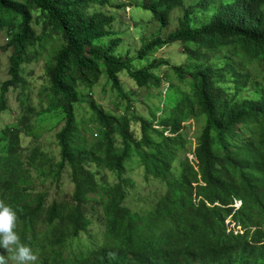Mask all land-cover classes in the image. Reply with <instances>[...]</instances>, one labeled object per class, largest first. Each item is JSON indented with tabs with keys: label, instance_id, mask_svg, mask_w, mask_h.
Segmentation results:
<instances>
[{
	"label": "trees",
	"instance_id": "obj_1",
	"mask_svg": "<svg viewBox=\"0 0 264 264\" xmlns=\"http://www.w3.org/2000/svg\"><path fill=\"white\" fill-rule=\"evenodd\" d=\"M144 1L143 8L161 29L168 25L169 13L182 5L181 0ZM107 2L0 0V12L7 14L0 19V29L6 28L8 36L5 50L12 49L10 78L0 88V114L6 110L9 89L22 81L32 47L46 40L33 26L34 10L39 11L59 35V40L53 36L59 43L51 47L45 66L47 109L56 117L54 124L63 122L56 134L55 175L68 169L73 183L69 200L47 204L43 195L18 188L28 180L21 175L17 156L0 157V200L17 214L15 230L21 243L37 255L35 264H264V97L236 99L247 88V75L220 74L212 66L174 68L180 81L189 79L192 100L167 97L171 103L161 122L163 130L140 119V139L129 129L130 117L110 115L94 101L86 102L89 126L84 118H76L83 93L101 78L123 98L119 79L123 72L138 88H149L150 80L155 87L161 82L153 73L161 62L132 70L129 56L113 54L119 41L107 38L114 35V16L89 10L94 3ZM263 8L264 0L222 3L208 22L197 27L190 26L191 12L185 10L174 31L142 44L136 58L179 42L207 54L231 47L246 64L264 63ZM227 82L234 91L225 88ZM30 112L28 108L24 119ZM188 119L201 123L191 160L180 157L185 153L181 124ZM165 129L169 136L163 135ZM132 164L165 185L155 207L145 214L123 204L122 175ZM91 165L114 174L117 182L100 184L88 169ZM90 201L101 209V245L83 238L92 223L85 209ZM235 201L240 202L238 209ZM0 254L11 255L2 248Z\"/></svg>",
	"mask_w": 264,
	"mask_h": 264
},
{
	"label": "rangeland",
	"instance_id": "obj_2",
	"mask_svg": "<svg viewBox=\"0 0 264 264\" xmlns=\"http://www.w3.org/2000/svg\"><path fill=\"white\" fill-rule=\"evenodd\" d=\"M181 1L182 5L169 13V23L162 29L152 18V14L143 8V5L146 4L144 0H108L107 3H94L90 6V11L112 15L115 18L111 24V31L114 35L107 38V41L111 38H116L119 41L113 54L129 56L132 59L130 64L132 70L145 67L153 62H161L159 67L153 71L161 82L158 87H155L154 80H150L149 88H138L123 72L119 75L123 92L126 94V97L123 98L115 89L111 88V83L101 78L91 90H86L83 93L85 100L75 111L76 118H84L85 126H89L87 119L90 115L86 102L94 101L110 115L130 117L129 129L135 139H140L142 136L140 119L148 122L151 128L157 131L163 130L161 122L169 114L167 105L171 103L167 97L179 99L185 97L192 100L189 92V79L180 81L174 70L176 67L193 70L198 66H212L220 74L247 75V88L243 89L236 99L264 97V63L258 61L246 64L235 57L231 52V47L207 54L193 44L186 48L184 44L178 42L157 49L142 60L136 58L137 51L142 44L156 36L165 38L174 31L185 10L191 12L190 26L197 27L208 22L222 3H230L234 0ZM5 17L7 14L0 12V19ZM33 26L37 35L45 37L46 40H39L32 47L28 55L30 61L24 63L21 72L22 81L16 87L10 88L6 94V110L0 114V157L15 154L21 162V175H26L28 180L26 184L17 185L18 188L25 187L35 195H43L47 204H50L53 201L69 200L73 192V183L68 169H64L58 177L55 175L58 171L56 163L59 160L56 134L63 122L54 124L56 117L47 109L46 94L49 83L45 74V66L52 57L51 47L57 46L59 43L54 41L53 36L59 40V35L52 31L47 20L36 10H34ZM7 42L6 28L0 29V88L1 84L10 78L12 49L5 50ZM220 76L217 77V81L221 80ZM225 85V88L234 91L231 82H227ZM127 107L128 111H125ZM28 108L31 109V112L27 119H24L23 115ZM200 128L201 123L197 124L192 119L181 124L180 141L183 143L185 153L180 157L185 156L190 160L193 159L190 151L194 148L195 135L200 131ZM4 130H7V134L3 132ZM163 135L169 136L168 129H165ZM115 143L120 144V140L116 139ZM32 155H34L33 159H31ZM173 168L177 170V173L179 172L176 169V164L173 165ZM88 169L94 172L95 178L100 184L112 185L117 182L114 174L97 169L95 165L88 166ZM122 178L125 180L126 191L123 204L132 212L145 214L151 211L165 191L163 182L150 177L141 166L135 164L124 169ZM239 205L240 203L235 202V209H238ZM85 209L92 219V223L86 229L83 238L88 244L101 245L103 223L101 218L98 219L101 209L94 201L87 203ZM235 230L239 231L240 228ZM240 232L242 233V231Z\"/></svg>",
	"mask_w": 264,
	"mask_h": 264
},
{
	"label": "clouds",
	"instance_id": "obj_3",
	"mask_svg": "<svg viewBox=\"0 0 264 264\" xmlns=\"http://www.w3.org/2000/svg\"><path fill=\"white\" fill-rule=\"evenodd\" d=\"M17 221L18 217L13 208L0 200V248L11 253L8 256L0 254V264H35L38 257L29 246L21 243L15 230Z\"/></svg>",
	"mask_w": 264,
	"mask_h": 264
}]
</instances>
